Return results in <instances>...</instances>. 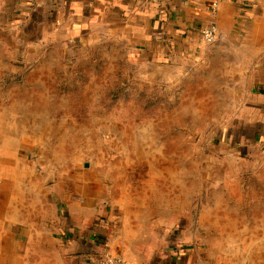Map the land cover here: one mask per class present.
<instances>
[{
  "label": "crops",
  "instance_id": "obj_1",
  "mask_svg": "<svg viewBox=\"0 0 264 264\" xmlns=\"http://www.w3.org/2000/svg\"><path fill=\"white\" fill-rule=\"evenodd\" d=\"M210 3L0 0V264H96L105 252L130 264H223L213 240L264 200L253 188L264 186V0H223L213 16ZM211 25L219 39L206 44ZM101 48L159 83L169 73L185 102L204 107L189 192L154 193L148 156L109 177L45 156L53 72Z\"/></svg>",
  "mask_w": 264,
  "mask_h": 264
},
{
  "label": "rangeland",
  "instance_id": "obj_2",
  "mask_svg": "<svg viewBox=\"0 0 264 264\" xmlns=\"http://www.w3.org/2000/svg\"><path fill=\"white\" fill-rule=\"evenodd\" d=\"M92 55L95 62H90ZM89 64L96 65L82 67ZM52 81V132L39 137L40 142L53 146L45 155L49 160L60 166L84 160L109 177L127 165L136 173L139 169L131 160L148 156L151 169L145 170L151 172L147 174L154 193L170 197L179 186L187 192L193 189V180L189 183L188 177L193 176V162L199 152L193 148L197 143L193 130L200 131L204 125L195 114L204 107L185 102L176 82L159 83L151 74L143 76L140 71H132L130 65L117 63L102 48L91 49L89 54L78 56L68 69L53 72ZM90 81L96 86H90ZM73 98L85 99V103ZM61 107L74 113L72 120L60 117ZM141 142L148 143L150 151L137 150ZM81 147L84 151H78ZM259 187L264 186L253 185L255 191ZM252 202L246 201V205ZM253 207L257 213L247 215L244 226L235 217L237 224L213 240L220 246L217 250L223 264H264V200Z\"/></svg>",
  "mask_w": 264,
  "mask_h": 264
},
{
  "label": "built area",
  "instance_id": "obj_3",
  "mask_svg": "<svg viewBox=\"0 0 264 264\" xmlns=\"http://www.w3.org/2000/svg\"><path fill=\"white\" fill-rule=\"evenodd\" d=\"M223 0H211L210 10L213 16L217 11L220 3ZM219 39V34L216 30L215 25L208 26L201 31V40L206 44H211ZM96 264H130L120 257H115L109 255L108 253H103L97 260Z\"/></svg>",
  "mask_w": 264,
  "mask_h": 264
}]
</instances>
